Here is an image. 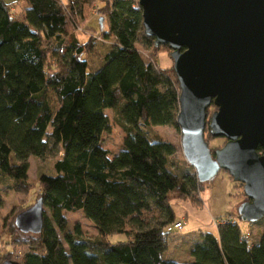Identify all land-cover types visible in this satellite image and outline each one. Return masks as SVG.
<instances>
[{
    "label": "trees",
    "instance_id": "trees-1",
    "mask_svg": "<svg viewBox=\"0 0 264 264\" xmlns=\"http://www.w3.org/2000/svg\"><path fill=\"white\" fill-rule=\"evenodd\" d=\"M20 1V11L12 13L0 0V180L26 194L28 159L57 158L53 174L37 177L50 218L43 213L40 233L24 234L14 226L20 212L10 221L11 208L2 228L8 227V245L21 253L7 252L2 261L264 264V228L248 244L234 220L220 223L216 233H201L188 260L165 258L166 229L175 223L171 196L194 199L201 183L193 169H172L171 143L148 135L156 126L178 129L179 87L172 68L145 61L136 48L142 43L156 49L144 34L137 0H111L101 35L83 43L67 34V26L92 0ZM98 40L105 50L92 66L85 55ZM108 110L116 113L124 133L116 153L101 143L109 129ZM77 212L93 224L96 239L82 237L77 226L69 228L65 214ZM111 235L125 241L110 243Z\"/></svg>",
    "mask_w": 264,
    "mask_h": 264
},
{
    "label": "water",
    "instance_id": "water-1",
    "mask_svg": "<svg viewBox=\"0 0 264 264\" xmlns=\"http://www.w3.org/2000/svg\"><path fill=\"white\" fill-rule=\"evenodd\" d=\"M137 5L145 36L170 51L184 160L200 183L227 172L247 199L237 208L240 220L257 222L264 217V0H137ZM211 105L216 111L207 119ZM206 125L212 137L226 140L222 148H208ZM43 213L39 198L15 216L14 226L39 234Z\"/></svg>",
    "mask_w": 264,
    "mask_h": 264
},
{
    "label": "rangeland",
    "instance_id": "rangeland-1",
    "mask_svg": "<svg viewBox=\"0 0 264 264\" xmlns=\"http://www.w3.org/2000/svg\"><path fill=\"white\" fill-rule=\"evenodd\" d=\"M62 4L68 3V0H60ZM111 0H92L85 5L81 16H72L74 23L67 26V34L73 35L79 42L88 41L91 36H100L101 31L105 28V6L109 5ZM12 13H17L19 7L16 3L10 4ZM100 18L102 19L100 21ZM136 48L140 52L145 61L156 63L160 68H172V60L170 59V51L164 46L153 47L146 46L142 43H136ZM105 50L104 44L96 42L90 52H87L85 58L90 65L95 66L100 59L101 54ZM52 105L56 107L57 101L55 97L51 99ZM216 111V107L211 105L207 110V119ZM109 120V129L102 135V146L116 153L119 150L121 140L124 136L122 129L119 127V119L114 111H107ZM148 135L152 138H158L162 141L169 142L175 147V153L170 157V166L174 171L184 172L192 169L184 160L180 147L179 129L170 126H156L148 131ZM204 140L211 151L220 149L224 146L226 140L224 138H214L209 134L206 125L204 129ZM57 157L38 159L30 157L29 169L27 172L28 181L31 185L28 193H15L8 189L6 178L0 180V190L2 193L3 204L0 208V262L6 256L7 252L14 250L15 255L20 254V248L8 245L10 239L8 235V227L5 231L2 228V217L7 215L10 209H15V213L10 218L32 205L39 198L40 187L37 184V177L40 173L53 174V163ZM194 199H185L173 194L170 200V206L175 215V222L183 223L182 230H175L174 224L166 229L168 234L169 250L165 258L174 261L188 260V252L190 247L198 240L199 235L203 232L216 233V227L224 221H235L240 227L244 237L248 239V244H253L259 239L260 233L264 228V221L248 223L238 218L237 208L246 201L243 193L242 185L234 182L227 172L220 170L216 177L210 181L201 183L199 191H197ZM45 215L50 218L47 208L43 207ZM69 228L77 226L81 236L86 239H96L97 232L91 222H89L83 214L66 213ZM107 241L115 243L125 241L123 235H111L107 237ZM14 255V254H13ZM10 258V257H9ZM12 259L18 260L12 256Z\"/></svg>",
    "mask_w": 264,
    "mask_h": 264
},
{
    "label": "crops",
    "instance_id": "crops-1",
    "mask_svg": "<svg viewBox=\"0 0 264 264\" xmlns=\"http://www.w3.org/2000/svg\"><path fill=\"white\" fill-rule=\"evenodd\" d=\"M7 4H11V3H16V5H18L17 7H19V9H18V11L17 12H19L20 11V6H21V1L20 0H4ZM10 7H11V5H10Z\"/></svg>",
    "mask_w": 264,
    "mask_h": 264
},
{
    "label": "built area",
    "instance_id": "built-area-1",
    "mask_svg": "<svg viewBox=\"0 0 264 264\" xmlns=\"http://www.w3.org/2000/svg\"><path fill=\"white\" fill-rule=\"evenodd\" d=\"M182 225H183V223L182 222H180V221H177V222H175L174 223V228H175V230L177 231H179V230H182Z\"/></svg>",
    "mask_w": 264,
    "mask_h": 264
}]
</instances>
